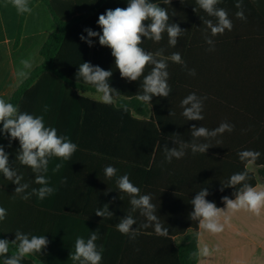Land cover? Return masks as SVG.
Segmentation results:
<instances>
[{"label": "crops", "instance_id": "0c3cea01", "mask_svg": "<svg viewBox=\"0 0 264 264\" xmlns=\"http://www.w3.org/2000/svg\"><path fill=\"white\" fill-rule=\"evenodd\" d=\"M236 2L220 0L217 5L228 12L233 23L231 31L226 29L213 37L203 24L205 27L196 37L203 43L184 54L187 68L175 63L173 69H167L168 84L175 93L153 101L161 106L158 114L152 107L142 116L132 112V121L127 118L125 128H120V118L112 113L89 114L84 121L83 114L71 111L67 97L48 98L49 110L45 114L39 112L43 104L35 102L30 114L43 115L46 127H55L58 135L68 136L78 146L69 160H50L46 175L50 186L56 189L54 194L43 200L31 196L40 210L45 209V214H38L37 219L38 236L45 235L49 240L43 251L48 263L79 264L70 259L76 238L87 240L97 231L100 238L95 243L104 248L101 264H183V247L194 232L197 250L204 245L213 250L209 257L198 256L196 264H264V211L259 217L244 211L231 214L225 230L216 235L200 229L189 215L193 210L191 199L203 188L210 193L207 200L224 208L221 198H234L235 189H220L227 186L234 173L247 171L248 183L264 187L258 174L264 160V0H243L246 20L236 18ZM203 19L215 23V18L207 14ZM18 22L19 12L10 0H0V98L6 102L24 80L16 76L22 68L20 61L31 60L33 66L26 70L30 73L41 61L39 50L46 37L55 29L41 1L27 13L15 44ZM206 37L214 41V51H208L213 46L206 43ZM189 69H195L196 74L189 75ZM191 93L206 97L202 121H188L182 115L181 101ZM81 94L101 103L99 93ZM222 122L234 125V130L208 140L200 138L198 143L212 146L207 153L193 154L189 148L181 159L165 161L163 147H175L173 140L191 142L192 125L212 130ZM176 133L180 136H174ZM2 140L9 145L6 135ZM19 147L18 140L11 141L9 148L14 149L15 160L10 164L22 174V183H28L27 191L31 192L40 185L34 183L31 168L16 161ZM243 150H255L261 155L246 166L238 156ZM57 163H63V167L53 172ZM108 165L118 170L116 177H105ZM124 174L142 195H151L160 222L168 228V236H158L153 227H139L147 223L146 218L139 210L132 211L130 197L116 184V178ZM65 177L67 182L61 183ZM0 180L9 185L8 196H20L14 193L16 185L2 173ZM105 204L114 214L111 218L95 215L96 209ZM127 214L137 222L133 229L139 228L135 240L116 228L120 218Z\"/></svg>", "mask_w": 264, "mask_h": 264}, {"label": "clouds", "instance_id": "9594fccd", "mask_svg": "<svg viewBox=\"0 0 264 264\" xmlns=\"http://www.w3.org/2000/svg\"><path fill=\"white\" fill-rule=\"evenodd\" d=\"M12 6L20 13H30L29 0H10ZM169 2V0H165ZM220 0H196V4L212 19H203V24L210 29L211 36L223 34L225 30L231 31L233 28L232 20L229 18L228 12L224 8L217 7ZM235 7L238 11L235 13L236 18L246 20L243 0H237ZM196 11V9H193ZM169 14L165 7H161L150 0H129L126 8L117 7L115 9H107L105 13L100 14L97 24L102 30L97 32L91 28H85L84 32L87 36L81 34L80 40L92 47L94 41L92 37L99 38V44L111 49V54L115 60V67L119 70L122 78L128 81H137L143 76L141 84L142 91L136 94V99L151 103L152 98L164 97L170 95L171 88L168 84L169 73L167 71L168 64L165 59H159L163 55L164 49H159L156 53L147 52L141 47L144 39L160 42L163 34L166 32L168 36V44L175 47L178 38L186 31L177 23H169ZM145 21H149L146 25ZM206 43L210 47L208 51H214V41L211 38H205ZM172 62L180 64L187 68L186 62L182 59L179 52H173L170 57ZM22 68L16 73L18 79H26L28 71L32 68V62L29 59L20 61ZM151 65V71L144 75L145 68ZM188 74L194 76L195 69H189ZM112 70H104L98 65H92L90 62H83L79 65L76 73L77 78H81L84 83L95 87L97 93L101 94L100 102L105 105H112L114 98L121 93L118 89L109 83L112 77ZM206 97H198L195 93L189 94L181 101L183 108L182 115L188 121H202L204 116L203 101ZM124 111H127V105H121ZM48 106H44L47 112ZM173 114V113H170ZM0 134L9 138V147L11 141H19V150L16 154V161L20 165L31 168L35 174L34 183L40 185L39 188H32L28 192L30 185L22 183L23 176L9 162V154L5 152L4 145L0 144V173L3 177L16 185L14 193L20 195L21 199L28 200L32 195H36L40 200L54 194L56 189L50 186L47 172L49 170L50 160L61 158L67 161L77 150V144L73 143L68 136L58 135L55 127H46L44 116H34L28 112L20 111L18 105L6 102L0 98ZM234 125L228 122H222L217 128L209 130L204 126L197 127L195 124L191 127V142L183 140H173L175 147L169 148L167 145L163 147L165 161L171 163L173 158L181 159L186 153V149H191L192 153H207L212 147L209 143H198L200 138L208 140L215 138L223 133L232 132ZM174 136L179 137L176 133ZM261 153L255 150H243L238 152L239 159L252 165ZM63 167V163H57L52 169L58 172ZM117 169L108 165L104 169L106 178L116 177ZM249 175L247 171L234 173L230 176L227 186L234 188L232 197L223 196L222 202L224 208L218 207L215 202L206 199L210 195L207 188H203L196 192L194 198L191 199L192 211L189 214L190 219L197 221L198 226L203 231L216 235L225 230V224L228 223L231 214L241 211L251 213L259 217L264 211V187L259 185L253 186L247 181ZM67 178H62L61 183H66ZM118 189L126 193L130 197L132 211L139 210L140 214L146 218L147 223L141 224L140 228L153 227L158 236L166 237L169 234L168 228L164 227L159 220L156 206L151 202L150 194H141L140 189L135 186L129 179L127 174L116 178ZM239 186V187H237ZM95 215L102 218H111L114 214L109 210V205L105 204L102 208H97ZM7 210L0 207V221L6 219ZM136 220L131 214H127L120 218L116 224L117 230L129 236V239L135 240L139 232V228L133 229ZM97 231H93L90 237L85 240L77 237L74 245V252L70 253V259L79 264H101L103 245L99 247L95 243L99 239ZM15 245L16 251L13 255H8L9 246ZM49 245V240L45 235L36 236L29 235L20 230L15 232V239L11 242L7 239H0V257H3V264H22V260L32 254H42V251ZM213 254L207 245L198 248L195 256L209 257Z\"/></svg>", "mask_w": 264, "mask_h": 264}, {"label": "trees", "instance_id": "16d2710c", "mask_svg": "<svg viewBox=\"0 0 264 264\" xmlns=\"http://www.w3.org/2000/svg\"><path fill=\"white\" fill-rule=\"evenodd\" d=\"M41 1L43 2L55 24V29L45 39L39 50L40 63L34 67L28 77L24 79L10 94L8 102L18 105L20 111L32 113L33 105H46L48 98L67 97L70 100L71 111L77 114H83V120L89 114L93 113H112L119 119L120 128H125L126 119L132 121V112L142 116L149 112V107L158 114V108L161 107L153 103L157 98L154 96L151 103H144L136 99V94L141 92L143 76L137 81H128L121 77L119 70L115 67V60L111 54V49L99 44L98 37H92L94 41L92 47L80 40V35L87 36L85 28H91L94 31L102 30L97 24L100 14L105 13L107 9L117 7L126 8L129 0H29V7ZM259 0H246L252 2ZM161 7H165L169 14V23H177L186 30L175 47L168 44V36L165 32L160 42L144 39L141 47L147 52L156 53L163 48L164 52L159 59H165L168 64V70L173 69L175 63L170 59L173 52H179L184 59V54L192 49L198 48L200 42L196 37L205 26L203 18L206 13L199 8L196 0H150ZM196 9L194 11L193 9ZM27 13H19V22L17 28L18 43L22 32V27ZM149 21H145L147 25ZM83 62H90L92 65H98L104 70H112L113 75L109 83L112 87L121 93L114 98L112 105L90 100L81 93H97L95 87L83 82L81 78L76 77L79 65ZM152 66L148 65L144 70V75L151 71ZM169 96H173L175 90L173 87ZM168 96V97H169ZM42 102V103H41ZM121 105H127V111L121 108ZM40 113H46L40 109ZM155 120H158L155 117ZM122 126V127H121ZM2 128V125H0ZM5 135L0 134V144H3L4 150L9 154V162L15 160L14 149H10L7 144L2 143ZM259 163V162H257ZM261 168L258 170L259 176L264 180V160L261 162ZM254 184V182H253ZM9 185L0 180V207L7 210L6 219L0 221V239H7L10 242L15 239V232L20 230L26 234L38 236V214H45V209L40 210L35 205L31 197L28 200L21 199L20 196H8ZM196 232L188 238V244L183 247V264H196L198 256L193 255L197 250ZM16 246H9L8 255H13ZM44 251V250H43ZM42 251V254L36 253L25 257L22 264H56L48 263L49 258ZM0 264H3V257H0Z\"/></svg>", "mask_w": 264, "mask_h": 264}]
</instances>
